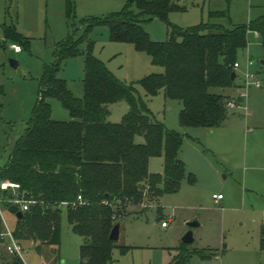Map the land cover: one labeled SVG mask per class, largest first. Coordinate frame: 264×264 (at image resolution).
<instances>
[{
  "label": "rangeland",
  "instance_id": "rangeland-1",
  "mask_svg": "<svg viewBox=\"0 0 264 264\" xmlns=\"http://www.w3.org/2000/svg\"><path fill=\"white\" fill-rule=\"evenodd\" d=\"M67 1L0 0V172L25 135L46 67L57 63V55L66 45L88 36L79 50L86 54L93 43L94 56L119 80L136 89L158 122L183 137L179 160L186 176L179 190L144 201L119 221L121 234L113 251V264H172L181 253L188 222L195 219L200 227L195 229L196 240L189 249L198 251L202 258L194 257L191 264H264V32L249 33L247 48L237 54L240 67L236 69V88L227 93L236 99L245 93L241 105L229 109L220 127L184 128L180 121L182 103L167 99L163 92L149 96L140 83L151 74L163 72L154 66L152 56L133 44L113 42L107 26L88 30L93 19L118 14L133 0H71V12ZM174 4L179 10L169 15L168 23L154 19L144 25L152 41H167L174 28L212 23L232 29L264 16V0H174ZM213 12L222 14L212 18ZM5 26H14L25 40H6ZM14 44L23 51H14ZM84 54L63 61L59 74L77 98L85 93ZM11 60L18 63L17 68ZM250 61L253 65L248 70ZM248 72L262 80L261 87L245 88ZM51 105L54 120H71L59 100L52 99ZM128 111L126 102L114 105L110 122L120 123ZM136 142L144 143L145 139L138 136ZM150 170L164 173L165 158L152 157ZM214 195L225 199L219 202ZM7 196L9 193L0 192V199ZM1 207L14 231L16 216L4 202ZM83 244L69 225L64 207L59 252L50 246L38 252L32 243H23V256L27 264H87L81 258Z\"/></svg>",
  "mask_w": 264,
  "mask_h": 264
},
{
  "label": "trees",
  "instance_id": "trees-1",
  "mask_svg": "<svg viewBox=\"0 0 264 264\" xmlns=\"http://www.w3.org/2000/svg\"><path fill=\"white\" fill-rule=\"evenodd\" d=\"M67 4L71 12L72 1ZM177 10L174 0H133L118 14L93 19L88 30L107 26L113 42L130 43L149 53L154 66L163 72L140 81L147 95L163 92L167 99L182 103L180 121L184 128L211 130L226 121L232 100L236 107L241 105V98H232L227 90L236 88L232 75L236 73L237 54L247 48L249 33L264 32V16L232 29L212 23L174 28L167 41H152L144 25L154 19L168 23L169 15ZM221 14L213 12L211 17ZM4 35L12 42L25 40L14 26H5ZM87 37L66 45L58 53L57 63L46 67L33 116L0 172V182L20 184L24 199L33 203L16 223L14 235L21 244L32 243L38 252L43 246L59 252L66 207L69 225L84 240L82 261L113 264L117 242L110 235L119 221L144 201L179 190L186 176L179 160L183 137L158 122L136 89L119 80L94 56L93 43L86 54L79 50ZM82 54L85 93L77 98L59 74L63 61ZM52 99L70 112L69 122L53 119ZM120 102H126L129 111L120 123H112V107ZM138 136L145 142L137 143ZM158 156L165 158V171L153 174L150 159ZM7 198L4 204L10 208ZM3 229L0 215V234ZM262 237L264 245V228ZM189 247L183 244L172 264H191L194 257L202 258ZM0 264L24 263L0 251Z\"/></svg>",
  "mask_w": 264,
  "mask_h": 264
},
{
  "label": "built area",
  "instance_id": "built-area-1",
  "mask_svg": "<svg viewBox=\"0 0 264 264\" xmlns=\"http://www.w3.org/2000/svg\"><path fill=\"white\" fill-rule=\"evenodd\" d=\"M11 48L21 53L23 50L21 46L19 45H12ZM253 65V62L248 63V70L249 67ZM239 63L235 64V69L239 68ZM262 86V80L253 73L248 72L245 77V88L249 89L250 87H256L259 88ZM239 98L243 99L246 97L245 93H240ZM231 108H236V101L232 100L229 104ZM0 190L3 192L9 193L10 197L7 198V202L12 206L16 205L18 206L19 210L21 212H26L30 210V205L33 204L31 201H27L24 199L22 191H21V185L18 183L10 182V181H3L0 183ZM223 195H215L214 199L221 201L223 199ZM79 200H82V197H79ZM4 200L0 199V215L2 217L3 226L4 229L2 233L0 234V251L5 252L7 255L15 258H19L23 261L24 264H27L24 259V246L21 244L15 237L14 231L9 227L8 223L6 222L3 211H2V203ZM163 227H167V223H163Z\"/></svg>",
  "mask_w": 264,
  "mask_h": 264
},
{
  "label": "water",
  "instance_id": "water-1",
  "mask_svg": "<svg viewBox=\"0 0 264 264\" xmlns=\"http://www.w3.org/2000/svg\"><path fill=\"white\" fill-rule=\"evenodd\" d=\"M11 64L12 66H14L15 68L18 67V63L14 60H11ZM261 66L264 67V61H261ZM236 77H237V74L236 73H233L232 75V80L235 81L236 80ZM9 211L14 214L17 218V220H21L23 219L24 217V213L21 212L18 208V206L16 205H12L10 206L9 208ZM188 227H189V230L187 231V233L184 235V237L182 238V242L183 244H186V245H191L193 243H195V229L200 227V223L198 220H192L190 222H188ZM120 233H121V225L120 224H117L112 232H111V235H110V239L113 241V242H117L119 241L120 239Z\"/></svg>",
  "mask_w": 264,
  "mask_h": 264
},
{
  "label": "crops",
  "instance_id": "crops-1",
  "mask_svg": "<svg viewBox=\"0 0 264 264\" xmlns=\"http://www.w3.org/2000/svg\"><path fill=\"white\" fill-rule=\"evenodd\" d=\"M149 169H150V165H149ZM150 172H151V170H150ZM152 173V172H151ZM215 196V195H214ZM225 198H223L221 201H223ZM216 200V199H215ZM218 201V200H217ZM221 201H219V202H221ZM164 228H166V227H164ZM121 234V233H120Z\"/></svg>",
  "mask_w": 264,
  "mask_h": 264
}]
</instances>
